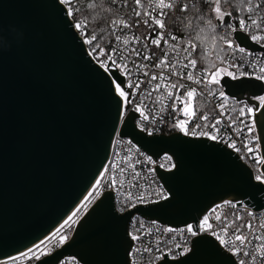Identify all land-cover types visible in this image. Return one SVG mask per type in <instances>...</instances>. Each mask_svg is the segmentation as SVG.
Here are the masks:
<instances>
[{
	"label": "water",
	"instance_id": "1",
	"mask_svg": "<svg viewBox=\"0 0 264 264\" xmlns=\"http://www.w3.org/2000/svg\"><path fill=\"white\" fill-rule=\"evenodd\" d=\"M229 19L219 20L218 29ZM74 25L60 0H0V261L61 227L101 177L117 135L155 161L172 158V172L155 167L169 198L120 214L115 194L107 190L67 243L35 264H59L67 257L81 264H129L135 218L175 229L194 223L196 230L225 201L264 209V183L226 146L181 133L150 136L138 128L135 111L114 133L119 98L110 77L125 78L91 60ZM234 39L264 54L246 34L237 32ZM220 84L232 100L259 108L255 99L264 96L263 82L225 76ZM256 126L264 159V104ZM191 247L183 258L166 254L157 264H239L208 235L194 238Z\"/></svg>",
	"mask_w": 264,
	"mask_h": 264
},
{
	"label": "built area",
	"instance_id": "2",
	"mask_svg": "<svg viewBox=\"0 0 264 264\" xmlns=\"http://www.w3.org/2000/svg\"><path fill=\"white\" fill-rule=\"evenodd\" d=\"M60 1L66 9H68V15L74 24L77 22L86 24L83 19H78L76 22L74 20L77 15L76 8L78 0H70L72 5L71 8L68 6L69 0ZM109 2L116 6L119 12L117 18L114 20L117 23H112L110 25L107 37H100L92 33L88 26L87 31L98 37L93 44H102L105 50H107L108 47L117 48L120 50L117 55L122 53L124 56L128 57L126 60L118 61V66L116 68H112L111 63L103 62V57L98 61L94 54V46L90 45L88 39L85 38L86 33L82 32L80 28L75 27V29L86 45L87 53H89L88 56L104 72L110 75L111 71L117 70L125 79L131 80L133 83L139 82V88L129 89L128 91H131L133 95L137 97L135 100L136 106H140L141 102H143V104L148 105V110H150L156 118V125H149V128L152 130L150 136L173 133L185 135V131L194 130L196 135H192L191 131H189V134L185 136L204 138L220 143L239 155L243 162L253 171L254 176L262 174L264 159L262 150L260 149L261 145L259 139L254 141L253 137H258L259 134L256 126V114L259 113L264 101L261 100L262 97L255 99V101L260 104L257 109L245 102L240 103L234 99L232 100V98L228 97L224 92L225 88L221 86L220 81L223 77L228 76L234 80L248 77V79H256L264 83V79L257 78L258 76L264 75V71H262V69H264V54L253 53L246 49L244 53H241L239 48L242 47L234 39L235 33L242 32L246 34L253 43L264 47V39H261L259 42L251 39V35L264 37V31H257L255 26L252 25H249L251 29L250 32L240 30L237 28L240 18L233 19L231 17V26H223L221 29L222 35L225 31L228 32V40H222L221 50L218 54H213V60L211 59L212 62L209 63L204 61L202 63L195 57L191 45L184 40L177 29L179 17L188 11L192 4L190 0H109ZM262 2L260 6L263 7L264 0H262ZM166 3H171L172 7L164 8L163 4ZM157 5L160 7H157ZM161 8H163V14H161ZM249 15H252L259 21L264 17V11L262 12L256 7L253 11L250 10ZM157 20L163 24V27H161L159 23H155ZM116 36L120 37L119 41L116 40ZM154 40H158L159 43H153ZM125 41H127V43H125ZM135 49H139V55H137ZM163 49H167V51L164 55H161ZM212 51L211 48H208L206 53H212ZM154 55L158 59H153L152 57ZM225 56H227L228 59H225ZM169 59H171V63H168ZM160 61H163L166 65L163 71H161L159 67ZM212 63L217 65L218 71L212 68ZM173 65H175L177 71L176 74L169 79L168 73L173 70ZM109 69H111V71H109ZM126 69H131V72L128 73L127 76L124 75ZM241 72L248 73V75L240 76ZM145 73H147V75H145ZM156 73H160L165 79L163 81L159 79L151 80V76ZM189 74L193 76L192 80L186 78ZM233 75L237 78H233ZM197 80L200 81V83H195ZM173 82L180 86L173 88ZM157 85H159V90L153 92L151 97H148L147 93L151 92ZM217 88L223 91V97H221L219 91H215V95H208L209 89L215 90ZM189 91L192 92L191 96L187 95ZM169 94L177 98V102L174 106H172L173 101L169 98ZM220 105H223V107H220ZM249 109L251 111H249ZM141 110L145 111L144 108H141ZM241 110H243V115H240ZM220 113H223V115L221 116ZM201 114L207 115L213 120H221V123L217 126L219 131L213 132L211 129H205L203 127L196 128L195 125L197 123L203 124L211 122L210 120L197 119ZM232 117H237V119L235 123H233V126L229 127L228 124L232 123ZM240 121H244L248 125L254 123V129L250 133L245 129L239 138H237L236 132L242 127ZM137 126L140 129L138 121ZM205 131L209 132V135L205 136L201 134ZM212 135H216L217 138L212 139ZM229 137H231L232 141L236 142L237 147H240L241 151L238 152L230 146V142H227L229 141ZM253 143H258L260 146L259 155L261 157V163L259 167L254 166L256 160L249 159L248 157L251 156V154L246 153L242 147L243 144L252 145ZM169 157L170 156L166 155L155 161L154 158L147 155L129 139L121 138L119 135L115 137L112 145L111 157L102 173V177H105V179L115 178L117 182L120 180L124 182L123 189H112L115 194L116 210L120 214H125L139 205L147 206L162 202L169 198V194L159 180L155 169V167L158 166L166 172L175 170V163L171 157L168 159ZM137 161H139V163H137ZM129 164L131 167H129ZM121 166L125 168L124 175H121V173L117 171L118 167ZM109 168L111 170L106 173V170ZM134 173L139 176V187L132 186L133 183L136 182ZM96 189V193L99 194H96L94 203L105 191L111 190L103 186ZM128 190L133 194V199L130 202L125 199V193ZM139 192L164 193L166 194V198H159L153 195L150 198H146L145 202H138L136 200V195ZM225 202L213 206V208L208 211V213H210L214 208H217L214 215L209 216L207 221L203 218L208 213L198 221L197 225H199L200 231L195 236H191L187 231H182L188 228L194 230L192 226L194 223L184 228L175 229L158 222H146L142 219L135 218L131 223L130 233L137 234L136 229L140 228V224L143 223V228L140 229L141 232H151V236L145 234L143 239L155 241L156 238H159L161 241L159 245L161 251L157 252L155 243H153L149 245V247L152 248L151 253L144 252V245L139 240H132L133 245H138L141 251L139 253L133 252L129 255L130 259L134 261V264H157L164 259V255L166 254L168 258L172 260L179 259L180 256L183 258V256H186L190 252L192 240L194 238L201 235H208L214 238L221 248L231 254L239 264H264V242L255 238L258 235H264V209L256 211L252 209V207H247L242 201H229L236 205L237 203H241L242 205H237L238 207L236 209H231L230 205ZM122 208L124 209L123 211H121ZM225 212H238L239 219L235 222L242 225V231L247 232V229L243 227L246 223L253 226V236L249 243L244 245L243 252L240 251L238 244L236 249L229 250L220 243V240H225V242L229 244L233 242L225 233L218 232L219 239L209 234V226H214L216 224V217L223 219ZM229 219L232 220L234 217L230 216ZM78 222L71 223L72 228L70 231L66 226H62V228L54 233L50 239L41 241L23 252V254L21 253L0 261V264H35L44 257L50 255L55 248H60L67 243V234L76 227ZM134 222L136 224L135 228L132 226ZM169 228L173 230L170 233L166 231ZM177 245L187 247L189 251L183 252L182 247H177ZM36 248H39V252L33 251V249ZM177 248H181V250L178 251ZM245 253H247V255H245ZM34 256H39V258L34 259ZM59 264L81 263L74 257H67Z\"/></svg>",
	"mask_w": 264,
	"mask_h": 264
},
{
	"label": "snow or ice",
	"instance_id": "3",
	"mask_svg": "<svg viewBox=\"0 0 264 264\" xmlns=\"http://www.w3.org/2000/svg\"><path fill=\"white\" fill-rule=\"evenodd\" d=\"M224 2V0H210V4L212 5L213 8L216 9V11L218 13H223V15H217L216 19L218 20H224V16H228V17H232V13L228 12L226 9L221 8L220 5ZM245 2L247 3L248 0H245ZM69 8L72 7L71 2L69 0ZM157 7H160L159 5H157ZM164 8H171L172 4L171 3H166L163 4ZM257 7H259V5H257ZM161 14H163V8H161ZM116 21H113V24H116ZM155 23H159L161 25V27H163V24L157 20ZM225 23H227L229 26H231V19L225 21ZM249 25L255 26V28L257 29V31H264V17H262L259 21H257V19H255L252 15L247 16L246 18H240L239 20V25L237 26V28H239L240 30H244V31H248L250 32L251 29L249 27ZM75 27L80 28L82 30V32L86 33L85 38L88 39V42L90 45L94 46V54L97 57V60L100 61V58L103 57V62H108L111 63L112 68H116L118 66V61L120 60H126L128 57L124 56L122 53L120 55H117L118 52H120L119 49L114 48V47H108L107 50H105V47L102 44H93L94 41H96L98 39L97 36H95L94 34H92L91 32L87 31V25L86 24H81L80 22H77L75 25ZM235 30V29H233ZM90 37V38H89ZM221 39L227 41L228 40V32L225 31L223 33V36L221 37ZM251 39L253 41L259 42L261 39H264V37H259L257 35H251ZM116 40L119 41L120 37L116 36ZM125 43H127V41H125ZM153 43L158 44V40H154ZM137 55H139V49H135ZM167 51V49H163L161 51V55H164V53ZM239 51L241 53L245 52L244 48H239ZM153 59H158L157 57H155V55L152 57ZM225 59H228L227 56H225ZM168 63H171V59H169ZM231 66H235V65H231ZM159 67L161 68V71H163V69L166 67L165 63L163 61H160L159 63ZM109 71H111V69H109ZM176 67L175 65H173V70L170 71L168 73V78L170 79L173 75L176 74ZM262 71H264V69H262ZM131 72V69H126L124 75L127 76L128 73ZM145 75H147V73H145ZM248 75V73H244L241 72L240 76H246ZM189 80L193 79L192 75H187L186 77ZM233 78H237L235 75H233ZM258 79H264V75L258 76ZM110 79L113 81V85H114V92H116L118 94V98H119V111L116 117V126L114 128V133L119 134V128L122 126V124L126 123V119H122L123 117H126L128 113L135 111L137 113H139V116L137 117L138 122L140 124V130L141 131H146L149 135L152 134V130L151 128H149V125L155 126L156 125V118L154 116V114L148 110V105L143 104V102H141L140 106H136L135 104V100L137 99V97H135L133 95V93L131 91H128L129 89H133V88H139V82L137 81L136 83H133L131 80L125 79V80H117L115 76L110 77ZM161 80L163 81L165 79L164 76H162L160 73H156L153 74L151 76V80ZM195 83H200V81H195ZM123 85V86H122ZM180 85H178L177 83H172V87L176 88L179 87ZM191 87V86H189ZM159 90V85H157L156 88H154L151 92L147 93L148 97L152 96V93L155 91ZM203 91V90H202ZM215 91H219L221 97H223V91L220 88H217L215 90L209 89L208 91V95H215ZM188 96L192 95V92L189 91L187 92ZM169 98L172 99L173 101V105L174 106L177 102V98L173 97L171 94H169ZM262 101H264V97L261 98ZM220 107H223V105H220ZM141 108H144L145 111H142ZM249 111H251L249 109ZM220 115L222 116L223 113H220ZM240 115H243V110H241ZM197 119H201V120H210L211 122L209 123H197L195 125L196 128H200L203 127L205 129H211L213 132H218V128L217 126L221 123V120L219 119H211L209 116L201 114L197 117ZM237 117H232V123H229L228 126L232 127L233 123H235ZM240 124L242 125V127L240 128L239 131L236 132L237 138H239V136L241 135V133H243L245 131V129H247V131L250 133L251 131H253L254 129V123L252 125H248L247 123H245L244 121H240ZM183 130V129H182ZM235 130V129H234ZM191 131L192 135H196V132L194 130H189ZM189 131H185V135L189 134ZM202 135H209V132L205 131L203 133H201ZM212 139H216L217 136L216 135H212L211 136ZM259 139V137H253L254 141H257ZM230 142V146L234 148V150L236 151H241L240 147H237V144L235 141L231 140V137H229V141ZM243 150L246 153H250L251 156H249V159H255L256 160V164L254 166L259 167L260 163H261V157L259 155V144L258 143H253L252 145H248V144H243L242 145ZM170 159V157L168 158ZM137 163H139V161H137ZM129 167H131V165L129 164ZM111 169L109 168L107 171H110ZM117 171H119L121 173V175L125 174V168L124 167H118ZM135 176V183H133V187H139V176L137 174L134 173ZM127 178V177H125ZM254 179L257 181H260L261 183H264V173L260 174V175H255ZM103 186L106 189H116V190H120L124 188V182L123 180H120L119 182H117V180L115 178H107L105 179V177H101V179L99 181H97V188ZM99 194V193H96ZM157 196L159 198H166V194L164 193H156V192H139L136 195V200L138 202H145L146 198H150L151 196ZM125 199L127 201H132L133 199V194L131 193L130 190H128L125 193ZM226 204L230 205L231 209H236L237 205L235 203H231V202H225ZM134 206V205H133ZM217 207H221V206H217ZM124 209L122 208L121 211H123ZM217 211V208H214L210 213H208L203 219L205 221H207L208 217L211 215H214V213ZM232 216L234 217V219L230 220L229 217ZM239 219V215L238 212H225L223 219H221L220 217H216V224L210 225L209 226V234L215 236L217 239H219V233H225L226 236L228 238H230L233 242L232 243H226L225 240H220V243L223 244L226 248H228L229 250H234L237 248V244L239 245V249L241 252H243L244 250V245L249 243L250 239L253 236L252 233V225L246 223L245 225H243L244 228L247 229V232L242 231V225L239 223H236L235 221ZM72 220L71 217H69V219L67 221H65V226L67 227V229L70 231L72 228V224L70 223V221ZM134 228L136 227L135 222L132 225ZM143 228V223L140 224V228L136 229V233L137 234H132L130 233V237L133 241H140L143 245V251L144 252H148L151 253L152 248L149 247V245L155 243V247H156V251L159 252L161 251L159 245L161 243V241L159 240V238H156L155 241L153 240H144L143 237L145 234L151 236V232L148 233H144L141 232L140 229ZM159 230V229H158ZM167 232H172V229H167ZM182 231H187L188 233H190L191 236H195L198 234V232L200 231V227L199 225L196 226V230H192L191 228L182 230ZM256 239L261 240L262 242H264V235H258L255 237ZM50 239V238H49ZM186 239V238H185ZM177 247H182L181 245H177ZM34 252H39V248L33 249ZM141 251L140 247L136 244L133 245V248H131L129 250L130 255L135 252V253H139ZM182 251L183 252H187L189 251V249L187 247H182ZM245 255H247V253H245ZM34 259H38L39 256H34ZM129 264H134L133 260H129Z\"/></svg>",
	"mask_w": 264,
	"mask_h": 264
},
{
	"label": "trees",
	"instance_id": "4",
	"mask_svg": "<svg viewBox=\"0 0 264 264\" xmlns=\"http://www.w3.org/2000/svg\"><path fill=\"white\" fill-rule=\"evenodd\" d=\"M190 1L192 4L189 10L178 19L177 29L184 40L191 45L195 57L202 63L204 61L210 63L213 54L220 52L223 40L217 25L219 21L216 19L217 11L210 4V0ZM261 3L262 0H248L247 3L245 0H224L220 7L231 12L233 19H238L247 17L250 10L256 9L257 5H259L257 9L263 12L264 6H260ZM76 11L75 22L83 19L90 31L100 37H107L109 27L119 12L109 0H78ZM208 48L213 50L212 53H206Z\"/></svg>",
	"mask_w": 264,
	"mask_h": 264
},
{
	"label": "rangeland",
	"instance_id": "5",
	"mask_svg": "<svg viewBox=\"0 0 264 264\" xmlns=\"http://www.w3.org/2000/svg\"><path fill=\"white\" fill-rule=\"evenodd\" d=\"M216 15H223V13H218L217 12ZM212 68L215 71H218V69L216 68V65H214L213 63H212ZM96 192H97V189H95V192L90 195V198L88 199V201L84 205H82V208H80V210H78L77 213H79V214H76V218H74V220L71 223L78 222L88 212V210L90 209L91 205L95 201ZM73 231H74V229L69 234H67L68 235V240L70 239Z\"/></svg>",
	"mask_w": 264,
	"mask_h": 264
},
{
	"label": "bare ground",
	"instance_id": "6",
	"mask_svg": "<svg viewBox=\"0 0 264 264\" xmlns=\"http://www.w3.org/2000/svg\"><path fill=\"white\" fill-rule=\"evenodd\" d=\"M102 177V175H101ZM101 177L99 178V180L101 179ZM98 180V181H99ZM97 188V183L95 184V186L93 187V189L90 191V193L88 194V196L84 199V201H82V203L79 205V207L70 215V217L72 218V220L70 221V223L74 220V218H76V214H79L77 213L78 210H80V208H82V205H84L88 199L90 198V195L93 194L95 192V189ZM69 219V217H68ZM66 219V221L68 220ZM62 226L64 227L65 226V222L61 225V227H59L55 232H53L51 235H49L46 239L44 240H48L49 238H51L53 236L54 233H56L60 228H62Z\"/></svg>",
	"mask_w": 264,
	"mask_h": 264
}]
</instances>
